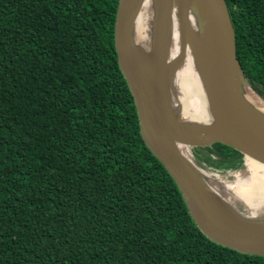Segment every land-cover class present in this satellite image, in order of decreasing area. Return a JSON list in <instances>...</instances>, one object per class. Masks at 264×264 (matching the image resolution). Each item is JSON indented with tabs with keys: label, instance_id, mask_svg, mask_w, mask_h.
<instances>
[{
	"label": "trees",
	"instance_id": "16d2710c",
	"mask_svg": "<svg viewBox=\"0 0 264 264\" xmlns=\"http://www.w3.org/2000/svg\"><path fill=\"white\" fill-rule=\"evenodd\" d=\"M225 2L264 99V0ZM117 4L0 0V264H264L208 239L145 145L117 62ZM199 148L216 170L242 161L222 143Z\"/></svg>",
	"mask_w": 264,
	"mask_h": 264
},
{
	"label": "water",
	"instance_id": "95a60500",
	"mask_svg": "<svg viewBox=\"0 0 264 264\" xmlns=\"http://www.w3.org/2000/svg\"><path fill=\"white\" fill-rule=\"evenodd\" d=\"M143 2L118 0L114 24L117 62L134 100L141 137L175 181L191 218L208 239L243 254L264 256V219H249L234 210L209 187L198 165L179 150V145L208 147L218 142L264 163V115L241 95V84L249 83L237 59L227 4L225 0H160L154 53L146 58L135 54L132 46L133 25ZM175 12L183 45L188 42L195 51L214 123L186 126L172 107L170 75L184 58L181 53L169 59ZM190 13L198 18L201 40L197 42L188 25Z\"/></svg>",
	"mask_w": 264,
	"mask_h": 264
},
{
	"label": "bare ground",
	"instance_id": "6f19581e",
	"mask_svg": "<svg viewBox=\"0 0 264 264\" xmlns=\"http://www.w3.org/2000/svg\"><path fill=\"white\" fill-rule=\"evenodd\" d=\"M159 10L160 0H144L135 19L132 30V46L135 54L139 56L146 58L153 56L157 36V23L159 21ZM178 23L179 15L175 12L173 14L169 42V59H175L179 57L181 53L184 54V58L183 62L173 69L170 75V96L172 107L182 123L186 126L197 123H214L216 121L214 111L208 91L202 79L199 63L195 57V51L188 42L183 45L179 35ZM188 25L193 39L196 42L200 41L201 33L196 14L190 13L188 15ZM240 92L245 101L251 107L264 115V100L252 90L250 85L241 84ZM189 147L190 146L187 145H179V150L194 163ZM243 163L250 172V175H247L245 179L248 181L249 185L253 184L252 188H254L256 194L264 196V176H260V173L264 172V163L257 161L248 155L244 156ZM197 168L209 187L234 210H236L232 200L226 194L227 190L217 179V177L219 178V174L215 177L212 173L213 171H206L198 166ZM229 173H235V171H230ZM233 175L238 177V173ZM231 190L234 191V189ZM260 203L264 204L262 201ZM258 206H260V204ZM251 211L255 216H258V218L264 216L263 208L251 206ZM243 216L249 219H256L251 218L249 215Z\"/></svg>",
	"mask_w": 264,
	"mask_h": 264
},
{
	"label": "rangeland",
	"instance_id": "374dc122",
	"mask_svg": "<svg viewBox=\"0 0 264 264\" xmlns=\"http://www.w3.org/2000/svg\"><path fill=\"white\" fill-rule=\"evenodd\" d=\"M259 97H261V96H259ZM189 149H190V153H191V157H192L193 161L198 166H200L202 169H204L206 171H211L208 168H204L201 163H204L207 167H210L211 164L210 165L207 164L205 162V158H206V156H208L211 159H216L215 154L212 153L209 148L208 149H200L199 147H189ZM202 160L204 162H202ZM243 161H244V156L242 157V161L237 168L229 169V170H225V171L215 169V171H213V172L211 171V172L214 174L215 177H217L216 175L219 174L218 175L219 178L217 177V179L220 181V184L225 187V189L228 192V193L226 192L227 196L230 197L234 206L236 207V209L239 212H241L247 216L249 215L251 218L264 219V216L258 218V216H255L251 211V206H255V207L264 209V204L260 203L261 201H262V203H264V196L256 194L254 191V188H252L253 184L249 185L248 181L245 179V177L247 175H250V172L247 169V167H245ZM230 171H235L236 174L238 173V177L233 175L235 173H229ZM260 176H264V172L260 173ZM231 189H234V191ZM259 204H260V206H258Z\"/></svg>",
	"mask_w": 264,
	"mask_h": 264
},
{
	"label": "built area",
	"instance_id": "2783aa9c",
	"mask_svg": "<svg viewBox=\"0 0 264 264\" xmlns=\"http://www.w3.org/2000/svg\"><path fill=\"white\" fill-rule=\"evenodd\" d=\"M202 164V166L204 167V168H208V169H210L211 171H215V169L213 168V167H207L204 163H201Z\"/></svg>",
	"mask_w": 264,
	"mask_h": 264
}]
</instances>
